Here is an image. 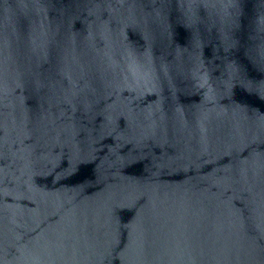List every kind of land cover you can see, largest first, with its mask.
<instances>
[{
    "label": "water",
    "instance_id": "water-1",
    "mask_svg": "<svg viewBox=\"0 0 264 264\" xmlns=\"http://www.w3.org/2000/svg\"><path fill=\"white\" fill-rule=\"evenodd\" d=\"M0 264H264V0H0Z\"/></svg>",
    "mask_w": 264,
    "mask_h": 264
}]
</instances>
